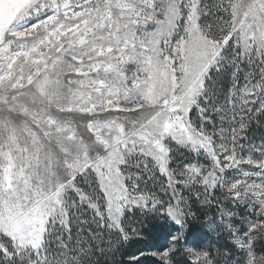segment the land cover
Returning <instances> with one entry per match:
<instances>
[{"label":"snow or ice","instance_id":"obj_1","mask_svg":"<svg viewBox=\"0 0 264 264\" xmlns=\"http://www.w3.org/2000/svg\"><path fill=\"white\" fill-rule=\"evenodd\" d=\"M108 257L264 264V0H0V264Z\"/></svg>","mask_w":264,"mask_h":264},{"label":"trees","instance_id":"obj_2","mask_svg":"<svg viewBox=\"0 0 264 264\" xmlns=\"http://www.w3.org/2000/svg\"><path fill=\"white\" fill-rule=\"evenodd\" d=\"M260 132H261V129H255V133L257 136L260 134ZM201 211H202V214L205 215V218L209 219L212 217V215L214 213V208H205V209H202ZM201 223H203V222L201 221ZM209 243H211V241H209ZM117 259H119V257H117ZM106 261H107V264H112V258L111 257L106 258ZM101 264H105V260H102Z\"/></svg>","mask_w":264,"mask_h":264}]
</instances>
